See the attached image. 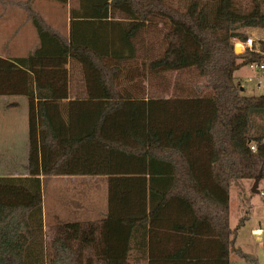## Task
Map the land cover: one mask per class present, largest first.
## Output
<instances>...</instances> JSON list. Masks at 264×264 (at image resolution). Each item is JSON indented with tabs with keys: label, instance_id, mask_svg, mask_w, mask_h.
<instances>
[{
	"label": "trees",
	"instance_id": "16d2710c",
	"mask_svg": "<svg viewBox=\"0 0 264 264\" xmlns=\"http://www.w3.org/2000/svg\"><path fill=\"white\" fill-rule=\"evenodd\" d=\"M23 9L38 41L25 56H0V95L27 99L28 175L0 176V264H78L74 224L51 248L43 238L42 180L70 175L106 178L104 221L123 234L132 222L149 264H229L231 253L257 264L234 246L247 216L230 228L229 189L264 178V93L245 95L234 81L242 66L264 63L254 50L264 39L233 50L249 29L264 28V0H78L67 34L30 0ZM190 69L202 88L187 86L174 102L147 95V74ZM154 225L163 229L158 258ZM93 234L92 225L83 232L86 247Z\"/></svg>",
	"mask_w": 264,
	"mask_h": 264
},
{
	"label": "rangeland",
	"instance_id": "374dc122",
	"mask_svg": "<svg viewBox=\"0 0 264 264\" xmlns=\"http://www.w3.org/2000/svg\"><path fill=\"white\" fill-rule=\"evenodd\" d=\"M246 1V0H245ZM78 0H67L66 4H60L58 2L53 3V6L47 7L46 22L50 24L54 29L58 30L62 34L67 32L68 23V9L70 7H76ZM44 17V16H43ZM23 33L27 44H31L34 39L36 40V34L34 29L29 24V21L25 16L10 17L4 20L0 19V53H20L25 52V46H22V41L16 38L13 41L15 27ZM160 27V25H159ZM159 36L158 41L164 29L155 31ZM248 37H251L255 42L264 39V28H253L248 30ZM240 41H233V50L235 53H243V49L240 45ZM10 44V48L8 45ZM237 45V46H236ZM7 47L9 49H7ZM156 45H154V48ZM236 50L238 52L235 51ZM143 56L144 53L140 52ZM71 65L67 61L65 64V75L69 76ZM145 77V82L143 84L146 88V93L148 96H157L167 99L170 102H174L173 96L176 94H182V91L186 90L187 86L192 88V91L196 88L194 86L198 85L199 88L202 84V79L196 77L194 70H182L174 73H161L157 75H150ZM65 77V78H66ZM77 78V77H75ZM74 78V79H75ZM75 79L72 82L71 88L74 86L80 89V82ZM142 82V78L139 80ZM234 81L239 82L241 87L244 89L243 94L245 95H256L264 93V87L257 86V83L264 84V76L259 75L255 69L249 68V66H242L240 69L234 72ZM201 94V93H200ZM18 97V96H11ZM11 97H8V101H0V143H9L12 147L14 145L20 146L22 142H25L28 138V122L27 114L28 108L25 98L20 102L12 103ZM257 118H254V122H258ZM261 124V122H258ZM3 142V143H2ZM7 152V151H6ZM5 153V152H3ZM15 158V153L9 152L7 155V160ZM20 158V157H19ZM18 158V159H19ZM14 160V159H13ZM254 179H241L237 183H234L230 188V198H229V226L230 228H235L238 219L241 216H247L242 225H240L236 231L235 247H239L244 253H248L254 256L257 260V264H264V178H262L258 183V192H251V186ZM57 180L49 179L45 182V187L42 189V206L44 220L46 222V204L54 207V203L51 200L55 197H47L48 192L56 188ZM69 184L70 189L64 191L60 194L64 197L66 201L72 199L73 188H78L80 190V195L78 200L82 204L88 205L89 202L94 200H99L103 197L101 191L103 190V184H105V179L98 176H83L76 179H69L67 182L60 183V186H65ZM241 187L244 191L241 192ZM84 190V195H82L81 190ZM50 207L48 211L50 213L55 212V208ZM68 211V210H67ZM261 229V232L255 234L254 229ZM52 236V229L48 227L47 224L43 225V238L45 245L48 244L49 239ZM229 264H246V261L235 255L230 254ZM135 263V262H134ZM133 263V264H134ZM137 264V263H136ZM143 264V263H138Z\"/></svg>",
	"mask_w": 264,
	"mask_h": 264
},
{
	"label": "crops",
	"instance_id": "0c3cea01",
	"mask_svg": "<svg viewBox=\"0 0 264 264\" xmlns=\"http://www.w3.org/2000/svg\"><path fill=\"white\" fill-rule=\"evenodd\" d=\"M25 1L26 0H0V19L4 20L10 17L15 18L16 16L26 17V13L24 12L23 9ZM30 2H31V7L36 12H38L44 20H46L45 18L47 15V7L53 6L54 1L30 0ZM67 31H68V23H67ZM19 32H21V30H19L18 27L16 26L13 34L14 35L13 41H16V38L19 37V39L22 41V46H25L27 41L25 40V37L22 32L18 36ZM37 41H38L37 36L35 40L33 35V42L25 46L26 48L25 52L12 53V54L9 52L4 54L0 53V56L2 57L25 56L36 46ZM8 47L10 48V44L8 45ZM8 47L7 49H9ZM67 79L69 80L70 78L67 76ZM11 96H18V97H11ZM11 96L0 95V101H8L9 100L8 97H11V102L17 103L25 98L24 96L21 95H11ZM25 100L27 103L26 98ZM27 108H28V104H27ZM12 151L15 153V158L13 156L14 160L13 159L7 160L6 157L8 153ZM28 154H29L28 138L25 142H22L20 146L14 145V147H12L11 145H9L8 142L4 144L0 143V176H12V177L27 176ZM83 176H87V175L47 176L44 178V180H42L44 183L43 188L45 187L46 180L49 179L57 180L56 188L51 190L50 193L48 192L47 195L48 199L49 197H55V198L51 200V203H54V207L50 206L49 204L48 205L46 204L47 206L46 222L44 220V215H43L44 207L42 206L43 225L47 224L48 227L52 229V236L51 238H48L49 242L46 245V247L51 248L52 241L56 239L58 235L66 229L64 227L66 224H74V226L76 227L70 228V231L72 232L70 244L72 248L76 247L79 251L78 264H107L106 260H108L109 255L117 256L123 254H125L126 256V260L124 261L123 264H133L134 262H135L134 264L136 263L149 264L148 249H146L145 247L139 249L137 245H135V239H137V237L135 238L134 225L132 224V222L128 224V221L126 219L125 229L123 234L120 223H118L117 221L111 223H107L106 221H104V219L107 216V201H106L107 183H106V178L104 176H98L102 179H105V184H103L104 191H101L103 197H101L99 200H94L92 202H89L88 205L79 202L78 197L80 195V190L76 187L73 188V190L71 191L72 199H70L69 201H66L64 197L60 195L63 194L65 190L68 191V189H70L69 184L61 187L60 183L64 181L67 182L69 179H76ZM40 178L42 179V176H40ZM83 191L84 190L82 189L81 190L82 195H84ZM242 191H244V188L241 187V192ZM229 198H230V189H229ZM50 207L55 208L56 211L50 213V211H48ZM90 225L94 227V234L92 236L93 245L91 247H86L82 241L83 240L82 234ZM107 226L109 227L108 234H106ZM147 228H148V224L146 225L145 229ZM153 231H154V236L152 237L153 251L158 258L160 251L163 249V242L159 238L161 234H163V229L158 225H154ZM105 238L112 240L114 246H110V245L107 246V244H105L104 242ZM117 239H119L120 244H117ZM146 241H148V237H146ZM152 264H158V260L152 262Z\"/></svg>",
	"mask_w": 264,
	"mask_h": 264
},
{
	"label": "built area",
	"instance_id": "2783aa9c",
	"mask_svg": "<svg viewBox=\"0 0 264 264\" xmlns=\"http://www.w3.org/2000/svg\"><path fill=\"white\" fill-rule=\"evenodd\" d=\"M253 44L255 45H258L251 37H247L245 39V41L241 42L240 45L242 47L243 50H245V48H249L251 49ZM256 52H260L262 54H264V50H262L260 47H256L254 49ZM249 68H252V69H255L256 72H260V75L264 76V63H257V62H253L251 64L248 65ZM264 87V84H260V83H257V86H262ZM251 149H254V146H251ZM253 232L255 234H258L261 232V229L259 228L258 230L257 229H254Z\"/></svg>",
	"mask_w": 264,
	"mask_h": 264
},
{
	"label": "water",
	"instance_id": "95a60500",
	"mask_svg": "<svg viewBox=\"0 0 264 264\" xmlns=\"http://www.w3.org/2000/svg\"><path fill=\"white\" fill-rule=\"evenodd\" d=\"M260 181V177H256L254 180H253V183H252V186H251V192H254V193H257L258 192V183Z\"/></svg>",
	"mask_w": 264,
	"mask_h": 264
},
{
	"label": "bare ground",
	"instance_id": "6f19581e",
	"mask_svg": "<svg viewBox=\"0 0 264 264\" xmlns=\"http://www.w3.org/2000/svg\"><path fill=\"white\" fill-rule=\"evenodd\" d=\"M237 46V45H236ZM239 51V50H238Z\"/></svg>",
	"mask_w": 264,
	"mask_h": 264
}]
</instances>
